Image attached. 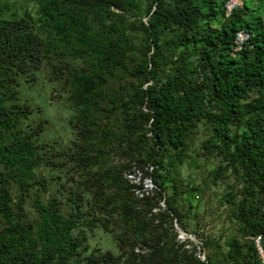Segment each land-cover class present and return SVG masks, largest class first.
I'll use <instances>...</instances> for the list:
<instances>
[{"label": "trees", "instance_id": "1", "mask_svg": "<svg viewBox=\"0 0 264 264\" xmlns=\"http://www.w3.org/2000/svg\"><path fill=\"white\" fill-rule=\"evenodd\" d=\"M30 1L0 0V264H263L264 0ZM195 219L204 260L174 227Z\"/></svg>", "mask_w": 264, "mask_h": 264}, {"label": "rangeland", "instance_id": "2", "mask_svg": "<svg viewBox=\"0 0 264 264\" xmlns=\"http://www.w3.org/2000/svg\"><path fill=\"white\" fill-rule=\"evenodd\" d=\"M8 1L14 4L15 7L20 11V13H23L25 10L29 11L32 14H35L36 12V5L34 2L30 0H8ZM47 111H48V116H50L51 119L53 120V124L58 123V120L63 117V115L57 109L51 108V109H47ZM202 165H203V162H202ZM203 171L205 172L202 175L201 174L202 171H194L192 173L190 169L183 167L182 175L183 177L191 176L195 180L196 184L199 185L202 183V178L208 175L207 170L204 169ZM198 172L200 173L198 174ZM212 188L214 189H211L205 193L204 198L192 197V198L186 199L184 197L185 200H189L192 206L194 207V209L192 210V213L197 212L199 215H201L204 212H207V213L209 212L207 211V208L210 207L211 209L214 210L218 206L217 197L213 195V191L216 193H219L222 191V188H218V187H212ZM161 206L162 208H165L166 205L164 201L161 202ZM189 206L190 205L187 201L185 203V210H188ZM155 211H158V210H155ZM199 221H201V219H195L194 221L193 220L189 221V225H190V229L192 233H187L184 230H182L181 227H179L177 222L174 223V227L177 233V240H180L181 242L189 240L193 244V246H197V256L201 258L202 260H204L205 255L207 254L208 250L203 249L201 240L199 239L198 235L194 233L198 229L196 224H198ZM223 221H224L223 217H221L220 220H217V219L215 220L214 216L208 215L206 217V221L204 220L201 223V226L199 228V233L205 234V235L207 234L218 235L222 232ZM91 243L93 247L99 244L105 249L112 250L115 255L118 254V250L115 247V244L112 242L110 236L105 234L101 230H96L95 236L94 238H92ZM191 243H187L188 245L186 246V248L188 249L191 248L192 247Z\"/></svg>", "mask_w": 264, "mask_h": 264}, {"label": "built area", "instance_id": "3", "mask_svg": "<svg viewBox=\"0 0 264 264\" xmlns=\"http://www.w3.org/2000/svg\"><path fill=\"white\" fill-rule=\"evenodd\" d=\"M241 3V0H229L225 5L226 16L229 17L232 14L233 10L237 6L241 5ZM250 37V33L247 30H240L236 33L234 45L232 50L230 51V55L233 59H237L240 56L241 52L244 50L245 45L250 40ZM125 177L135 186L134 191L138 197H143L145 194L151 193V191L154 189V184L151 177H145L143 172L139 169L134 168L131 171H127L125 173ZM255 243L264 264V251L261 244V238L258 237L255 240Z\"/></svg>", "mask_w": 264, "mask_h": 264}]
</instances>
